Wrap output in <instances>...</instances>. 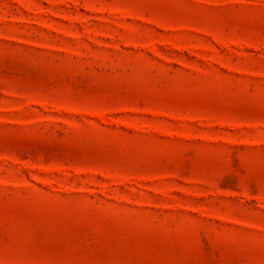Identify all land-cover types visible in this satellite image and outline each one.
I'll use <instances>...</instances> for the list:
<instances>
[{"label": "rangeland", "instance_id": "rangeland-1", "mask_svg": "<svg viewBox=\"0 0 264 264\" xmlns=\"http://www.w3.org/2000/svg\"><path fill=\"white\" fill-rule=\"evenodd\" d=\"M0 264H264V0H0Z\"/></svg>", "mask_w": 264, "mask_h": 264}]
</instances>
